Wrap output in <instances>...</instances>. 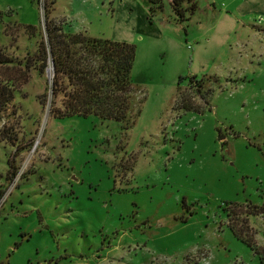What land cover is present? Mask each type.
Here are the masks:
<instances>
[{
	"label": "rangeland",
	"instance_id": "374dc122",
	"mask_svg": "<svg viewBox=\"0 0 264 264\" xmlns=\"http://www.w3.org/2000/svg\"><path fill=\"white\" fill-rule=\"evenodd\" d=\"M165 1L166 36L144 35L136 54L145 98L125 129L46 102L47 19L98 31L101 0H0L14 91L0 118V264H264V213L249 217L257 251L227 212L264 204V0H197L183 22Z\"/></svg>",
	"mask_w": 264,
	"mask_h": 264
},
{
	"label": "trees",
	"instance_id": "16d2710c",
	"mask_svg": "<svg viewBox=\"0 0 264 264\" xmlns=\"http://www.w3.org/2000/svg\"><path fill=\"white\" fill-rule=\"evenodd\" d=\"M149 2V16L155 20L162 15L165 0ZM168 2L177 21L190 19L198 8L197 0ZM46 33L47 36L40 41V58L42 70L48 64L52 70L54 63V70L51 71L52 93L50 98H46V102H51L54 116L96 115L103 121L114 119L120 121L123 128H131L142 113L145 98L138 97L141 88L133 79L137 45L125 40L93 36L87 31H66L61 22L48 19ZM10 62L9 54L0 44V118L14 97L12 78L8 76L7 65ZM185 77L182 75L179 83ZM189 79L198 77L193 74ZM200 79L199 82L204 84L205 78ZM210 92L209 88L207 95ZM10 135L5 127H0V137ZM237 207L245 208L247 216L241 217L242 211H238ZM227 212L229 226L235 235L257 250L249 217L264 213V204L235 202Z\"/></svg>",
	"mask_w": 264,
	"mask_h": 264
},
{
	"label": "crops",
	"instance_id": "0c3cea01",
	"mask_svg": "<svg viewBox=\"0 0 264 264\" xmlns=\"http://www.w3.org/2000/svg\"><path fill=\"white\" fill-rule=\"evenodd\" d=\"M101 3L103 9L96 15L99 21L98 27L101 26V28L98 31L93 29V23L90 22V25L84 24L79 27L71 25L73 31H87L93 36H104L134 42L137 45V52L144 40V35L150 40L149 44L154 40L160 41L166 36V29L162 28L165 19L157 18L151 20L149 16V0H101ZM224 15L226 14L222 12V9L214 12L212 17L216 18V22L214 21L215 23L209 29H215L225 18ZM137 79L139 81L142 80L140 78Z\"/></svg>",
	"mask_w": 264,
	"mask_h": 264
},
{
	"label": "water",
	"instance_id": "95a60500",
	"mask_svg": "<svg viewBox=\"0 0 264 264\" xmlns=\"http://www.w3.org/2000/svg\"><path fill=\"white\" fill-rule=\"evenodd\" d=\"M52 70H54V63L52 64ZM52 70H50V76L52 75Z\"/></svg>",
	"mask_w": 264,
	"mask_h": 264
},
{
	"label": "built area",
	"instance_id": "2783aa9c",
	"mask_svg": "<svg viewBox=\"0 0 264 264\" xmlns=\"http://www.w3.org/2000/svg\"><path fill=\"white\" fill-rule=\"evenodd\" d=\"M51 69V68H50Z\"/></svg>",
	"mask_w": 264,
	"mask_h": 264
}]
</instances>
